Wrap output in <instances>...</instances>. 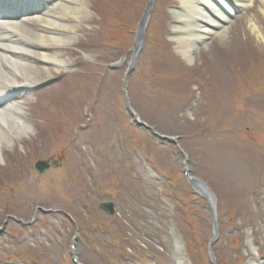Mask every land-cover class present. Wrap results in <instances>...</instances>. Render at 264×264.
I'll list each match as a JSON object with an SVG mask.
<instances>
[{"label": "rangeland", "instance_id": "374dc122", "mask_svg": "<svg viewBox=\"0 0 264 264\" xmlns=\"http://www.w3.org/2000/svg\"><path fill=\"white\" fill-rule=\"evenodd\" d=\"M147 1L85 0V18L66 19L74 39L50 51L68 68L35 63L44 79L17 94L27 134L0 146V264H175L170 221L183 264H210L211 214L187 185L181 155L135 126L124 107L123 72ZM177 5L154 4L128 81L130 104L157 131L179 137L190 174L211 188L215 263L243 264L252 256L248 236L264 262V15L254 0L189 62L170 37ZM51 158L57 165L36 173L34 162ZM105 201L114 214L99 207ZM37 206L56 214L40 212L30 225L12 220L30 221Z\"/></svg>", "mask_w": 264, "mask_h": 264}, {"label": "bare ground", "instance_id": "6f19581e", "mask_svg": "<svg viewBox=\"0 0 264 264\" xmlns=\"http://www.w3.org/2000/svg\"><path fill=\"white\" fill-rule=\"evenodd\" d=\"M0 0V146L13 137L27 134L23 108L12 103L19 91L41 82V70L35 65L67 69L69 61L58 52H50L70 44L76 25L66 19L82 20L86 15L85 0H8L15 7L6 10ZM264 15V0H258ZM170 10V37L179 54L189 62L206 39L221 36L229 17L251 6L254 0H179ZM28 5V6H27ZM252 28L262 35L257 26ZM48 72V69L43 68ZM21 78V82L17 81ZM175 264H183L181 244L173 236ZM246 247L254 250L247 238ZM244 264H261L254 256Z\"/></svg>", "mask_w": 264, "mask_h": 264}, {"label": "water", "instance_id": "95a60500", "mask_svg": "<svg viewBox=\"0 0 264 264\" xmlns=\"http://www.w3.org/2000/svg\"><path fill=\"white\" fill-rule=\"evenodd\" d=\"M152 2H153V0H150L148 5L146 6L144 13H143V16H142V19L140 20V22L137 26L136 33H135V40H134V44H133V48H132L133 57H135L137 51L141 47L142 36H143L144 28L147 24L149 13L151 11ZM126 81H127V75L124 76V86H126ZM133 115H135V114H133ZM136 122L140 123L138 120H136ZM47 167H48V164H46L42 161H38L36 163V169L38 172H41L42 170H44ZM193 185L195 186L196 189H198L197 191L202 196H204L206 198V200L210 201V199L213 198V195L210 193L209 188L203 182H200V184L199 183H193ZM102 206L107 208L110 212L112 211L111 204H103ZM213 216H214V214H213Z\"/></svg>", "mask_w": 264, "mask_h": 264}]
</instances>
